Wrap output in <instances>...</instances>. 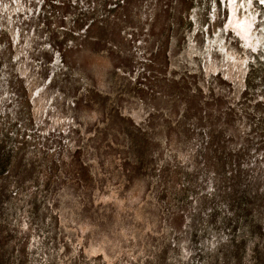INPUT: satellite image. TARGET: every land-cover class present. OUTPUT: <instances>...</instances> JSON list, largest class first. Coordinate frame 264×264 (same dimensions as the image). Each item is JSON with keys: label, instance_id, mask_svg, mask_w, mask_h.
Wrapping results in <instances>:
<instances>
[{"label": "rangeland", "instance_id": "rangeland-1", "mask_svg": "<svg viewBox=\"0 0 264 264\" xmlns=\"http://www.w3.org/2000/svg\"><path fill=\"white\" fill-rule=\"evenodd\" d=\"M0 264H264V3L0 0Z\"/></svg>", "mask_w": 264, "mask_h": 264}, {"label": "snow or ice", "instance_id": "snow-or-ice-1", "mask_svg": "<svg viewBox=\"0 0 264 264\" xmlns=\"http://www.w3.org/2000/svg\"><path fill=\"white\" fill-rule=\"evenodd\" d=\"M262 3H264V0H261Z\"/></svg>", "mask_w": 264, "mask_h": 264}]
</instances>
